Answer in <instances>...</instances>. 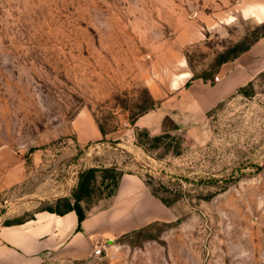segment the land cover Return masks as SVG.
<instances>
[{"label": "rangeland", "instance_id": "374dc122", "mask_svg": "<svg viewBox=\"0 0 264 264\" xmlns=\"http://www.w3.org/2000/svg\"><path fill=\"white\" fill-rule=\"evenodd\" d=\"M263 32L264 0H0V225L115 166L140 175L163 217L103 256L45 264H264V69L200 122L149 130L177 135L149 150L133 125L193 76L215 84Z\"/></svg>", "mask_w": 264, "mask_h": 264}, {"label": "crops", "instance_id": "0c3cea01", "mask_svg": "<svg viewBox=\"0 0 264 264\" xmlns=\"http://www.w3.org/2000/svg\"><path fill=\"white\" fill-rule=\"evenodd\" d=\"M232 62V67L215 84L202 78L192 79L184 94L179 91L176 99L162 98L155 109L136 118L134 127L158 133L200 122L206 111L244 84L246 78L264 69V36ZM185 78L176 88L186 82ZM151 91L156 94L161 91L157 82L151 83ZM93 130L96 138H104L100 128ZM164 208L140 175L124 173L100 205L87 212L80 230L74 210L64 214L40 210L23 222L0 225V264H45L53 259L91 258L96 245L110 242L128 228L163 217Z\"/></svg>", "mask_w": 264, "mask_h": 264}, {"label": "trees", "instance_id": "16d2710c", "mask_svg": "<svg viewBox=\"0 0 264 264\" xmlns=\"http://www.w3.org/2000/svg\"><path fill=\"white\" fill-rule=\"evenodd\" d=\"M264 36V32L263 35ZM259 38H257L251 44L243 47L239 51L236 52L234 58L239 56L241 53L248 50ZM233 58V59H234ZM228 59H224L222 62L227 61ZM261 72L260 74H262ZM201 76H193L191 79H195ZM254 81L250 80L246 85L240 87L238 90L241 93H247V87H253ZM101 132L103 135H106V131L104 128L99 125ZM177 135H174L170 132H164L157 135H151L149 129L147 128H137L136 130V141L137 144L142 146L145 150H149V146H156L155 142H163L164 139L167 138H175ZM155 143V144H154ZM179 148L176 149V152H179ZM124 171L118 169V167H89L83 169L79 173L77 186L74 188L72 192V197L63 196L58 198L59 206L55 207H47L43 210H48L52 212H56L58 214H64L69 211H75L78 215V229L80 230L82 227V221L86 218L87 212L82 205L83 201L90 200L96 194L98 199H102V197L109 192L114 186H116L121 180ZM156 195V193H154ZM23 222V220L14 221V222H6L5 224H16Z\"/></svg>", "mask_w": 264, "mask_h": 264}, {"label": "built area", "instance_id": "2783aa9c", "mask_svg": "<svg viewBox=\"0 0 264 264\" xmlns=\"http://www.w3.org/2000/svg\"><path fill=\"white\" fill-rule=\"evenodd\" d=\"M218 79H219V77H216V80H218ZM105 249H106V245L100 243V244L95 246L94 253H95V255L103 256Z\"/></svg>", "mask_w": 264, "mask_h": 264}]
</instances>
